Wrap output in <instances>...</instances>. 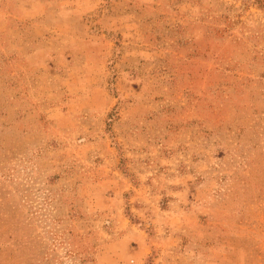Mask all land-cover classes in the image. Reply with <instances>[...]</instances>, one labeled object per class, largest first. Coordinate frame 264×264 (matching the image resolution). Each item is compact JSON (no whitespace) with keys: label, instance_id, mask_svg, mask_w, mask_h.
Listing matches in <instances>:
<instances>
[{"label":"rangeland","instance_id":"1","mask_svg":"<svg viewBox=\"0 0 264 264\" xmlns=\"http://www.w3.org/2000/svg\"><path fill=\"white\" fill-rule=\"evenodd\" d=\"M0 264H264V0H0Z\"/></svg>","mask_w":264,"mask_h":264}]
</instances>
